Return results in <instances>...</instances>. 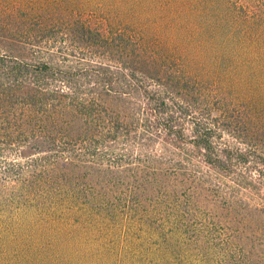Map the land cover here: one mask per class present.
<instances>
[{"label": "trees", "instance_id": "trees-1", "mask_svg": "<svg viewBox=\"0 0 264 264\" xmlns=\"http://www.w3.org/2000/svg\"><path fill=\"white\" fill-rule=\"evenodd\" d=\"M109 1L0 0V264H264V0Z\"/></svg>", "mask_w": 264, "mask_h": 264}, {"label": "rangeland", "instance_id": "rangeland-1", "mask_svg": "<svg viewBox=\"0 0 264 264\" xmlns=\"http://www.w3.org/2000/svg\"><path fill=\"white\" fill-rule=\"evenodd\" d=\"M25 1H27V0H25ZM42 1L46 3L49 0H42ZM57 1H60V0H57ZM72 1L75 2V4L82 6L80 8V10H83L85 12V14H83V15L85 17H92L95 22H100V19H103L106 16L105 13L101 12V11L106 12V7L105 6H99V8L101 10H98V11L95 10L96 9L95 5L98 4V2H100L102 0H100V1L99 0H72ZM30 2L34 3V0H30ZM88 2H90V3L87 4ZM115 2H117V0H115ZM107 3H111V4L108 5L109 9H110L112 4H115V3L110 2L109 0H107ZM116 5H114V7L112 6V8H111V10H112L111 13H112L113 16H110V18H112L111 19L112 22L116 26H120V27L122 26L123 27V24H125L127 26L126 22L128 20V15H125L124 13L120 14V11H118L117 8L115 7ZM117 16H119V18ZM129 28H133V27H129ZM7 229L9 231L10 236L12 237L15 229L9 228V226H8ZM8 245H12V242H10ZM7 247H5V249ZM13 260H14V258H13ZM22 262H23V260H22Z\"/></svg>", "mask_w": 264, "mask_h": 264}]
</instances>
